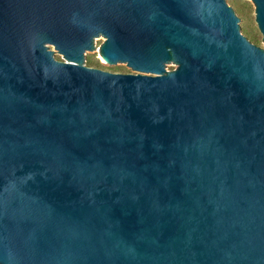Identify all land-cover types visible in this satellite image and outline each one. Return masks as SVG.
Segmentation results:
<instances>
[{
	"label": "water",
	"instance_id": "water-1",
	"mask_svg": "<svg viewBox=\"0 0 264 264\" xmlns=\"http://www.w3.org/2000/svg\"><path fill=\"white\" fill-rule=\"evenodd\" d=\"M105 38L136 73L90 67ZM0 264H264V49L238 9L0 0Z\"/></svg>",
	"mask_w": 264,
	"mask_h": 264
},
{
	"label": "rangeland",
	"instance_id": "rangeland-1",
	"mask_svg": "<svg viewBox=\"0 0 264 264\" xmlns=\"http://www.w3.org/2000/svg\"><path fill=\"white\" fill-rule=\"evenodd\" d=\"M227 3L235 7L242 13L246 20L248 36L264 49V36L258 21L257 4L253 0H227ZM105 46L106 38L98 47L100 51L90 56V67L99 68L114 73H136L131 68L117 70L111 64V62L104 57L103 50ZM50 49L60 61H65V59L55 50H53L52 48Z\"/></svg>",
	"mask_w": 264,
	"mask_h": 264
},
{
	"label": "bare ground",
	"instance_id": "bare-ground-1",
	"mask_svg": "<svg viewBox=\"0 0 264 264\" xmlns=\"http://www.w3.org/2000/svg\"><path fill=\"white\" fill-rule=\"evenodd\" d=\"M107 59V58H106Z\"/></svg>",
	"mask_w": 264,
	"mask_h": 264
}]
</instances>
